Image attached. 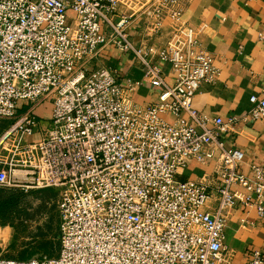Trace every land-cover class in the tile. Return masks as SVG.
<instances>
[{
	"label": "built area",
	"instance_id": "obj_1",
	"mask_svg": "<svg viewBox=\"0 0 264 264\" xmlns=\"http://www.w3.org/2000/svg\"><path fill=\"white\" fill-rule=\"evenodd\" d=\"M158 1L149 14L168 10L179 20L180 0ZM120 6L121 0H0V119L11 122L0 136V188H57L61 218L57 256L0 253V264H230V212L241 201L264 217V159L251 164V177L241 169L244 152L221 139L239 117L225 122L192 106L201 85L218 78L213 54L180 23L152 64L131 42L133 16ZM109 44L142 58L146 78L160 89L158 102L139 105L136 82L124 85L110 68L88 67ZM167 62L172 86L160 64ZM43 100L52 102L50 127L34 140ZM24 102L30 107L21 111ZM251 102L246 118L264 117V96ZM216 150L222 179L212 208L209 184L178 174ZM248 264H264V253L254 251Z\"/></svg>",
	"mask_w": 264,
	"mask_h": 264
},
{
	"label": "crops",
	"instance_id": "obj_2",
	"mask_svg": "<svg viewBox=\"0 0 264 264\" xmlns=\"http://www.w3.org/2000/svg\"><path fill=\"white\" fill-rule=\"evenodd\" d=\"M125 8L124 13L133 16L128 28L130 40L152 64L160 62L159 55L171 41L176 25L188 24L197 31L200 44L213 54L219 75L216 82L201 85L192 106L203 114L221 117L225 122L232 116L239 117L221 134V139L227 148L244 152L241 169L253 177L251 164L264 159V117L252 119L246 116L253 108L251 97L264 96V0H180L179 20H174L168 10L156 16L132 4ZM160 64L166 83L174 85L171 64ZM88 67H108L124 85L129 81L136 82L133 100L139 105L159 101L160 89L152 87L145 75V64L134 51L124 53L114 44L106 45ZM46 103L47 100L40 102L35 114L49 122L52 107L43 112L39 109ZM29 107L30 104L24 102L21 111ZM164 117L174 120L172 115ZM37 134L32 139H40L41 131ZM220 153L216 150L213 157L204 161L194 159L178 174L182 181L207 182L213 194L208 203L212 208L218 205L217 187L222 179ZM240 191L246 192L242 188ZM254 197L257 200V196ZM224 244L230 264H248L254 251L264 253V217L259 215L257 206H246L238 201L228 216Z\"/></svg>",
	"mask_w": 264,
	"mask_h": 264
},
{
	"label": "rangeland",
	"instance_id": "obj_3",
	"mask_svg": "<svg viewBox=\"0 0 264 264\" xmlns=\"http://www.w3.org/2000/svg\"><path fill=\"white\" fill-rule=\"evenodd\" d=\"M130 2V3H129ZM158 0H121V10L132 4L140 10ZM52 107V102L40 106V111ZM41 117V116H40ZM36 132L50 127L40 118ZM0 119V136L10 125ZM35 133V136L39 134ZM59 189H34L29 192L17 188H0V253L13 259L51 258L61 246V218L58 209Z\"/></svg>",
	"mask_w": 264,
	"mask_h": 264
},
{
	"label": "trees",
	"instance_id": "obj_4",
	"mask_svg": "<svg viewBox=\"0 0 264 264\" xmlns=\"http://www.w3.org/2000/svg\"><path fill=\"white\" fill-rule=\"evenodd\" d=\"M24 110V109H23Z\"/></svg>",
	"mask_w": 264,
	"mask_h": 264
}]
</instances>
